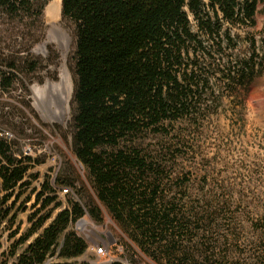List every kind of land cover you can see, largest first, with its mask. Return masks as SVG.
<instances>
[{"label": "trees", "instance_id": "trees-1", "mask_svg": "<svg viewBox=\"0 0 264 264\" xmlns=\"http://www.w3.org/2000/svg\"><path fill=\"white\" fill-rule=\"evenodd\" d=\"M52 1L0 0V22L37 29L29 36L34 44ZM259 5L264 11V0H62L63 19L74 25L76 39L72 152L92 194L77 193L78 201L55 217L62 204L57 195L45 199L31 227L19 238L20 231L11 234V264H76L88 244L72 227L84 217L103 222L101 206L157 264H217L210 248L199 259L194 245L214 224L213 210L242 202L216 198L213 207L208 180L203 197L195 198L192 170L179 171L178 160L184 151L195 155L187 134L202 135L211 109L242 90L248 95L264 75V49L249 38L243 54L239 36L257 26ZM5 61L0 90L7 93L17 70L30 75L38 69L35 61ZM2 162L0 222L12 209L3 207L21 199L17 190L29 184V167L0 140ZM42 190L55 192L48 183Z\"/></svg>", "mask_w": 264, "mask_h": 264}, {"label": "rangeland", "instance_id": "rangeland-1", "mask_svg": "<svg viewBox=\"0 0 264 264\" xmlns=\"http://www.w3.org/2000/svg\"><path fill=\"white\" fill-rule=\"evenodd\" d=\"M58 1L54 0L46 7L43 23L38 29L40 40L34 44L29 36L35 34L37 29H30L26 25H3L0 22L1 30L8 29L0 33V60L9 62L13 58L19 66L25 62L38 63L37 71L30 75L17 70L19 76L7 93L8 98L16 104L6 102L9 115L0 117V130L8 131L16 138L9 142L14 155H18L22 146L26 145L31 146L35 155L22 163L29 167L25 179L29 184L17 190L22 194L21 199L14 197L3 207L4 210L12 209L8 218L0 222V264L12 263L13 259L8 258L7 253L12 243L11 234L20 231L19 238L31 227L29 219L37 214L45 199L57 195L62 205L55 212V217L68 206L69 201H78L77 193L92 194L85 170L72 152L76 39L74 25L63 19L62 11L55 14L50 12V6L53 3L58 5ZM256 22L257 26L248 31L249 36L244 31L239 32L243 54L249 48V38L264 49L262 5L258 6ZM56 29L64 32L69 40L65 43L61 41V44L51 39V32ZM65 73L69 76L72 91L69 112L61 122L47 114V104L51 110L54 107H51L52 100L45 93L50 91V85H59ZM248 92L247 95L242 90L238 97L223 100L222 108L211 109V118L205 123L206 129L202 135L187 134L190 145L195 146V155L184 151L185 157L178 160L179 171L192 170V179L196 181L193 182L195 198L203 197L202 186L204 180H208L211 185L208 198L211 196L213 207H216V198L234 197L242 202L241 206L231 210L228 207L213 210L211 219L214 224L203 240L194 245L192 251L199 259L203 258L201 253L210 248L217 264H264V75L255 81ZM184 128L181 127L182 130ZM45 183L55 192H43ZM60 188L71 189L72 193L63 196ZM41 194L43 196L38 202ZM3 196L0 179V200ZM208 198L204 197L211 201ZM51 207L38 216L47 214ZM101 207L103 222L84 217L81 225H87L84 231L78 223L72 227L73 232L88 244L86 253L75 260L76 264H111L112 261L157 264L130 242L107 210ZM13 215L17 217L15 223L11 224ZM96 245L107 247L106 256L96 255L93 250ZM5 252L7 255L4 257L2 254Z\"/></svg>", "mask_w": 264, "mask_h": 264}, {"label": "bare ground", "instance_id": "bare-ground-1", "mask_svg": "<svg viewBox=\"0 0 264 264\" xmlns=\"http://www.w3.org/2000/svg\"><path fill=\"white\" fill-rule=\"evenodd\" d=\"M61 11H62V0L58 1V5L56 3H53L50 6V12L53 14L57 12L61 13ZM51 39L56 40L59 43L63 44L62 42L64 43L67 42L69 40V37L64 32H62L60 29H56L51 32ZM49 88H50V91L48 92L46 91L45 94L48 99L51 98L52 100L51 107L53 106L54 110H51L50 107L48 108L46 107L45 109L47 110V114H49L53 119H56V121L63 122L69 112L68 106H69V101H70L71 91H72L68 74L67 73L64 74L62 82L59 85H56V86L50 85ZM42 97L44 98V96ZM41 104L44 107L43 99H42Z\"/></svg>", "mask_w": 264, "mask_h": 264}, {"label": "built area", "instance_id": "built-area-1", "mask_svg": "<svg viewBox=\"0 0 264 264\" xmlns=\"http://www.w3.org/2000/svg\"><path fill=\"white\" fill-rule=\"evenodd\" d=\"M17 76H19V75H17ZM6 102H10V103L16 104L14 101H12V99L8 98L7 92L1 91L0 92V117L5 116V115L6 116L9 115V113L7 111L8 106H7ZM13 139H16L13 136V134H11L8 131H1L0 130V140H3L5 142L9 143ZM24 144H25V142H24ZM14 157L18 161H22L23 162V161H29V160L33 159L35 157V155H34V152H33V149L31 148V146L30 145H26L25 147L22 146L21 151L19 152V154L18 155L15 154ZM3 165H5V162L0 163V169H1V167ZM60 190H61V194L63 196H65V195H67L69 193H72L71 189H68V188H60ZM81 223H83L82 220H80L77 225L80 227L81 230L84 231L85 230L84 228L87 227V225L80 226ZM87 239H88L89 242L91 241V239L88 236H87ZM93 250H94V252L96 253L97 256H106V254H107V247L106 246L99 247L98 245H96L93 248Z\"/></svg>", "mask_w": 264, "mask_h": 264}, {"label": "flooded vegetation", "instance_id": "flooded-vegetation-1", "mask_svg": "<svg viewBox=\"0 0 264 264\" xmlns=\"http://www.w3.org/2000/svg\"><path fill=\"white\" fill-rule=\"evenodd\" d=\"M49 107V104H47V108Z\"/></svg>", "mask_w": 264, "mask_h": 264}]
</instances>
